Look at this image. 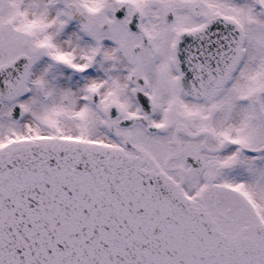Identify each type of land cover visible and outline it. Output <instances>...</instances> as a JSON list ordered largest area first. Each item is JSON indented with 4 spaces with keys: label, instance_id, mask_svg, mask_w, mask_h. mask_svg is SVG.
<instances>
[{
    "label": "snow or ice",
    "instance_id": "snow-or-ice-1",
    "mask_svg": "<svg viewBox=\"0 0 264 264\" xmlns=\"http://www.w3.org/2000/svg\"><path fill=\"white\" fill-rule=\"evenodd\" d=\"M0 264H264V0H0Z\"/></svg>",
    "mask_w": 264,
    "mask_h": 264
}]
</instances>
